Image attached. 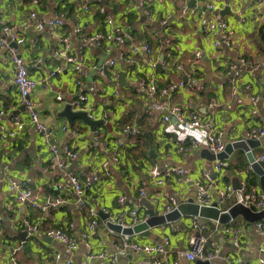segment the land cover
I'll return each instance as SVG.
<instances>
[{"label":"crops","instance_id":"1","mask_svg":"<svg viewBox=\"0 0 264 264\" xmlns=\"http://www.w3.org/2000/svg\"><path fill=\"white\" fill-rule=\"evenodd\" d=\"M37 1L33 4L31 0H0V28L11 26L24 37L21 56L28 66V75L44 83L35 88L31 99L40 123L48 131L45 138L46 134L28 123V114L20 105L18 91L12 83L11 64L0 50V126L12 128L14 117L26 121L24 129L15 138L0 141V264H54L55 253L79 264L88 250L85 243L93 253L105 252V257L109 258L121 235L107 228L102 215L117 216L120 212L117 198L123 196L126 207L137 208L141 215L148 212L139 204L140 200L152 204L156 214H161L167 197L176 201L195 200V182L202 172H212L214 161L205 160L200 154L205 148L179 151L177 141L217 133L222 135L225 143L232 142L244 138L249 128L264 120V22L260 24L261 21L254 18L249 0H196L191 8L194 12L188 8L191 0ZM210 5L213 10L208 8ZM186 6L183 13L182 7ZM224 10L228 13L222 15ZM33 12L38 21L55 15L62 18L60 33L68 37L69 53L79 60L84 73L80 85L76 84L71 68L57 60L56 36L47 28L37 29L29 17ZM260 15L264 21V7L260 9ZM214 17L225 21L231 32L229 43L220 41L216 48L214 39L204 32V26ZM107 18L112 19L113 25L106 23ZM162 20H166L164 27ZM114 27L128 33L132 41L118 46L101 42L97 46L89 40ZM78 28L80 31H76ZM131 44L139 47L138 54H133ZM143 45L150 46L151 55L144 52ZM196 53H199L198 60ZM240 59L247 60L250 65L242 69L237 95L232 98L227 68ZM110 60L115 62L114 68H109V74L117 75L115 84H109L99 73ZM150 60L156 62L154 70L149 66ZM177 66L189 75L190 81L203 86V91L181 89L161 96L163 89L169 84H177L184 76L177 71ZM57 68L61 73L51 76ZM142 81H152L155 85L157 93L153 99L140 91ZM80 94L86 95L89 105L96 109V120H103L93 137L89 127L80 120L75 119L69 124L59 116L67 102ZM57 96L62 97L63 102L57 101ZM151 101L179 106L184 116L194 112L207 128L185 131L174 118L161 124V114H155L154 118L147 116ZM122 127H135L138 133L125 138L128 142L120 151V162L110 165L111 176L105 178L99 172V166L111 159L115 141L123 138ZM66 148L77 155L75 160L66 161L67 170L80 175L96 173L99 177L86 197L102 223L86 241L80 237L88 221L86 212L69 205L41 213L27 203L17 202L6 186L8 179L25 180L31 186L34 200L54 202L61 195L57 184L64 180L66 170L52 169L49 160L52 157L64 159ZM263 151L264 138L252 149L254 156ZM227 162L229 168L222 179L224 183L245 181L249 185L253 182L252 186L260 189L259 177L248 170L249 163L242 151H234ZM152 163L183 170V183L178 184L170 178L163 187L156 186L148 173ZM140 191L144 192L141 199ZM217 201L218 197L214 195L213 202ZM218 206L226 210L230 204L218 203ZM25 220L38 227L26 241V246L18 236ZM69 222L73 224L77 240V249L71 252L47 235ZM205 222L208 223L207 236L220 248V257L211 264H228L225 257H236L238 253L221 231H213V221ZM233 222L238 223L234 227L239 232L241 246L247 243L246 249H239L243 251L242 258L246 263L254 264L260 256L264 236L257 232L256 223H247L241 217ZM190 229V217H183L177 222L150 228L147 236L135 234L130 237L140 244H159L168 237V264L175 260L179 264H197L200 260L187 262L183 258L189 248ZM11 247L14 252L9 251ZM144 258L142 253L128 251L119 257L117 264H142Z\"/></svg>","mask_w":264,"mask_h":264},{"label":"built area","instance_id":"2","mask_svg":"<svg viewBox=\"0 0 264 264\" xmlns=\"http://www.w3.org/2000/svg\"><path fill=\"white\" fill-rule=\"evenodd\" d=\"M33 4H37V0H31ZM192 1V0H191ZM186 2H188L186 0ZM253 12L254 18L264 21L263 16L260 15V9L264 7V0H249ZM210 10H213V6H208ZM186 7H182V12L185 13ZM192 12L195 9H191ZM35 12L29 15L32 22L37 29L47 28L48 31L55 35L57 38L56 54L64 59L67 67L71 68L76 76V84H81V79L84 77L81 64L79 60L69 53L68 37L60 33V26L62 25V18L55 15L53 18L47 20L38 21L35 20ZM106 23L111 26L113 21L111 18L106 19ZM166 25V20L161 21V26ZM76 31H80L78 28ZM204 32L212 39H214L213 46L218 47L220 41L223 43H229L231 38V32L228 28V24L225 21H221L216 17L211 18L204 26ZM91 42H94L97 46H100L101 42L113 43L120 45L125 41H132L130 35L121 28H110L109 32L97 33L93 37L89 38ZM25 39L19 34L13 27L8 25H2L0 28V50L4 51L8 58L12 69V83L16 87L19 94L20 105L27 112V121L32 124L38 131L43 132L45 138L46 133L44 126L38 119V114L35 109V103L31 99V94L38 86H43L42 81H36L29 77L28 66L21 56V47L24 45ZM133 54L140 52L139 47L131 44ZM143 50L146 54L151 55L152 50L150 46L143 45ZM195 58L199 59V53L195 54ZM130 60V59H129ZM134 63V60H130ZM149 66L152 70L156 68V62L150 60ZM163 65V64H162ZM250 63L245 59H240L236 63H231L227 68V75L231 82V97L235 98L239 86V79L242 76V69L249 66ZM115 62L110 60L107 65L102 66L99 69L100 75H102L109 84H115L117 75L109 74V68H114ZM177 71L184 75L180 78L177 84H169L166 89L161 91V96H168L170 93L179 91L181 89H187L193 92H201L204 87L199 86L197 83L188 79L189 75L184 74L181 66H177ZM61 69L57 68L51 73V76L59 75ZM140 91L147 94L150 99H153L157 93V89L152 81H142L140 84ZM56 100L63 102L62 97L57 96ZM255 101V99H254ZM72 108L77 111L86 112L88 117L92 120H96V109L92 108L88 103V97L84 94L78 95L72 101L67 102ZM149 118H154L155 114H161V124H166L171 118H174L185 131L193 130H205L207 125L203 123L200 118L194 112H189L187 116H184L183 109L179 106H170L162 102L151 101L146 110ZM98 120V119H97ZM26 121H21L18 117L12 119V128H6L0 126V141L15 138L25 127ZM64 130V128H63ZM138 131L135 127H122L121 136L115 141V146L111 150V159L104 161L99 166V172L105 178H110V165H115L120 162V151L126 146L128 142V136L137 134ZM245 139L258 140L264 138V120H261L259 124L249 128L245 134ZM177 149L179 151H194L200 148H205L213 155H218L225 150V142L221 134L207 133L204 137L197 138H182L176 142ZM64 159L52 157L49 160V167L52 169L66 170L64 180L59 181L57 188L60 192V197L55 199L54 202L49 201L40 203L34 200L32 196V190L30 184L25 180L8 179L6 182L7 189L12 193L19 203H27L33 209L39 210L41 213H45L49 209H56L60 206L73 205L78 211L86 212L88 221L80 237L83 240H88L93 236L102 222L99 221L98 212L89 204L86 194L90 191L98 182L99 177L96 173L92 174H76L68 169L67 160H75L76 154L71 149L66 148L64 150ZM255 161L264 165V151L263 153L255 156ZM229 168L227 160H215L212 172H202L200 178L195 182L196 197L195 202L200 206H210L213 203V197H218V203L220 205L241 204L245 207L252 209L255 212H259L264 209V194L258 187L249 186L245 181H240L239 187L235 189L232 184L224 183L223 177L226 175V171ZM250 169V165L248 167ZM149 176L152 182L156 186L163 187L166 181L170 178H174L178 184L183 183L184 171L176 167H160L157 163H152L149 166ZM214 174V177L213 175ZM144 196V192L140 191V199ZM157 201V199L155 200ZM117 204L120 207V212L117 216L107 214L105 222L111 224L121 223L122 227L128 228L133 225L145 221L148 218V214L141 215L137 208H127L125 205V198L123 196L117 198ZM176 200L172 197L166 198V204L163 213L172 211L176 207ZM229 206V207H230ZM213 231L216 233L221 231L228 242L235 248L246 249L247 243L241 246V240L239 232L232 223L225 226L219 225L218 222H213ZM190 239L189 248L184 252L183 258L187 262H194L196 260L211 262L220 257V248L218 244L207 236L208 223L203 222L198 217L190 218ZM23 230L27 232V237H31L38 231L36 224H32L25 220L23 222ZM256 230L259 234L264 236V218L256 222ZM55 241H58L65 245V247L71 252L77 249V240L74 235V228L71 222L67 223L64 228H56L47 233ZM88 250L85 253L84 258L79 264H117L119 257L124 256L128 251L133 253H142L144 255V261L142 264H168L167 261V246L169 244L168 237H164L159 244H140L131 239L130 236H121L119 244H115V252L105 257V252L93 253L87 243H85ZM259 258L254 264H264V239L259 248ZM105 258L107 260H105ZM54 264H76L72 259H63L59 254L55 253L53 256ZM225 260L228 264H248L244 261L242 256H226ZM172 264H179L178 260H175Z\"/></svg>","mask_w":264,"mask_h":264},{"label":"water","instance_id":"3","mask_svg":"<svg viewBox=\"0 0 264 264\" xmlns=\"http://www.w3.org/2000/svg\"><path fill=\"white\" fill-rule=\"evenodd\" d=\"M196 3V0H192L188 4V8L191 9L193 5ZM228 13V10H224L222 15ZM57 60L60 63H64V60L57 56ZM124 66L122 72L120 73L121 80L124 76ZM59 116L67 120L69 124H72V121L78 119L82 122V124L86 125L90 129V136L93 137L97 127L100 124H103V120H92L88 117L86 112L82 111H73L72 107L69 104L64 106L62 112L59 113ZM48 132V131H47ZM46 132V133H47ZM225 150L224 152L213 155L208 150H202L200 152L201 156L205 160L215 161V160H227L229 156L236 150L242 151L247 161L250 165L251 171L259 177V185L260 191L264 194V165L259 164L255 161L254 153L252 149L258 147L260 145V141L258 140H250L245 138H239L232 142L225 143ZM71 170V169H69ZM235 189L239 187V183L232 184ZM218 202V201H217ZM217 202H213L210 206H200L198 205L194 199L189 198L185 201H176V207L167 213L156 214L154 210V206L150 203H147L144 200H140L139 204L144 206L148 212V218L145 221L139 222L132 227L124 228L122 227L121 223L118 222L116 224H111L109 222L106 223L107 228L121 236L127 235L132 236L135 234H139L141 236H147L150 234L149 229L154 227L164 226L166 224H170L173 222L179 221L183 217H198L203 222L205 221H213L218 222L220 225H227L232 223L237 217H241L245 222L254 224L257 221L264 218V209L255 212L252 209L245 207L241 204H234L227 208L226 210H221L218 206ZM102 215V214H101ZM104 219H107L108 216H104ZM18 236L24 242L23 245L26 246V241L30 238L27 237V232L22 231L18 234ZM234 248V251L238 253L239 256H242L243 251L239 250L238 248ZM10 252H14L13 248H9ZM197 264H211V262L204 261L200 262L197 261Z\"/></svg>","mask_w":264,"mask_h":264},{"label":"trees","instance_id":"4","mask_svg":"<svg viewBox=\"0 0 264 264\" xmlns=\"http://www.w3.org/2000/svg\"><path fill=\"white\" fill-rule=\"evenodd\" d=\"M263 35H264V32H263ZM251 180H253V179H251ZM251 180H249V181H251ZM249 185L252 186L253 182H251V183L249 182ZM232 225L236 227L238 225V223L237 222H232Z\"/></svg>","mask_w":264,"mask_h":264}]
</instances>
